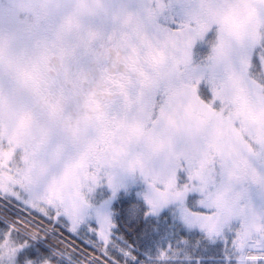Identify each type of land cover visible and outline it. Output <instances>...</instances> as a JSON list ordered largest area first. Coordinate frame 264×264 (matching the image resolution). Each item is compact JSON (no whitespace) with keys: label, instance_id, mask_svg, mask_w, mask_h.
<instances>
[{"label":"snow or ice","instance_id":"6c2138e0","mask_svg":"<svg viewBox=\"0 0 264 264\" xmlns=\"http://www.w3.org/2000/svg\"><path fill=\"white\" fill-rule=\"evenodd\" d=\"M0 264H264V0H0Z\"/></svg>","mask_w":264,"mask_h":264}]
</instances>
